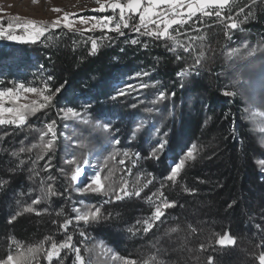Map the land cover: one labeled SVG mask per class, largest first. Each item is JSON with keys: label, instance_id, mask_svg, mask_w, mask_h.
<instances>
[{"label": "trees", "instance_id": "16d2710c", "mask_svg": "<svg viewBox=\"0 0 264 264\" xmlns=\"http://www.w3.org/2000/svg\"><path fill=\"white\" fill-rule=\"evenodd\" d=\"M240 9H244L243 12H239ZM236 13H239L237 20L243 23L232 30L231 41L226 39L223 26L215 17L204 18L205 24L199 23L202 24L201 32L191 31L189 35H205L206 39L193 41L191 54L180 47L170 52L165 46H170L168 41L139 36L130 29H123L124 36L107 32L115 38L114 42L98 41L100 47L95 55L89 54L88 38L105 35L101 31L80 35L66 28L49 27L43 39L30 44L39 55L40 64L53 76L52 91L63 87L53 98V106L47 114L35 116L20 127L0 125V252H5L4 258L10 253L9 233L26 241L33 236L40 237L52 227L51 223L42 222H48L44 217L28 212L16 215L11 223L9 220L22 210L19 204L24 197L19 188L24 180L40 182L52 173L53 179L46 183L53 184L58 194L62 192L65 182L57 170L61 162L59 147L55 146L50 154H43L37 128L44 119L49 122L48 118H55V107L68 106L87 108L103 121L128 118L133 122L142 114L151 116L156 122L162 121V131L168 132V136L171 134L165 154L159 157L166 173L169 169L167 149L177 152L178 147L174 146L179 140L196 145L197 156L186 162L175 184L165 181L164 196L170 201L175 199L176 207L168 209L149 233L143 236L141 232L129 231L126 238H118L103 224L96 227L97 233L100 230V235L121 254L134 257L136 252H153L156 248L173 264H206L209 255L213 257V264H259V255L264 253V171L255 162L254 142L247 141L241 147L232 127L234 118L252 135L243 99V93L251 94L248 87L251 80L244 75L243 69L254 66L256 76L260 73L264 76V0H241L234 7L233 15ZM137 21L135 18L130 24ZM56 34L60 37L55 43L51 38ZM46 36L49 38L44 40ZM137 36L139 44L128 42ZM179 40L186 44L187 35H180ZM144 43L149 45L147 49L143 48ZM237 44L242 49L245 45L249 47L246 57L252 56L244 61L229 57L227 53ZM201 51L199 75L178 76V72L190 68ZM8 54L5 53V57L0 54V69L6 66L2 61ZM177 55L182 58L177 60ZM142 72L149 75H135ZM259 83L258 88L264 94V78ZM127 84H147L148 87L118 96V90H123ZM160 91L166 93L163 100H157ZM225 91L236 94L226 96L222 94ZM173 92L175 96L171 95ZM21 148L25 151L20 152ZM41 155L43 159L38 158ZM50 157L52 167L46 173L41 167ZM131 201L122 202L130 205L115 204L130 221L137 208L136 202ZM232 201L235 204L229 208ZM226 232L235 238L234 245L216 243L218 235L214 234ZM201 244L205 245V250H200Z\"/></svg>", "mask_w": 264, "mask_h": 264}, {"label": "rangeland", "instance_id": "374dc122", "mask_svg": "<svg viewBox=\"0 0 264 264\" xmlns=\"http://www.w3.org/2000/svg\"><path fill=\"white\" fill-rule=\"evenodd\" d=\"M235 5L236 3H234L233 9H230V13L237 19L236 15L239 13L233 15ZM98 7L99 5L96 3V0H35V2L34 0H0V21L3 22L4 26H7L11 17L19 16L25 20L46 22L47 25H51L56 19L62 18L65 12L75 14L74 16L70 15V19H78L81 16L102 17L105 15H113L111 10L106 12L92 11ZM56 8L61 9V11L57 13L54 11ZM228 14L229 10H225L224 15L227 16ZM198 17L199 14H197V17H194L193 20H198ZM199 23L203 24L204 22H198L195 28H191L190 25L192 21H189L188 24L184 25V29L182 30L191 29L188 30V35L191 31L199 33L202 30L200 27L202 24ZM75 27L83 28L87 26L76 24ZM196 29H199V31ZM96 32H100V30L91 33ZM44 36L40 37L37 41L43 39ZM59 37L60 34H56L51 38V41L56 43ZM47 38H49V36H46L44 40ZM30 44L31 43L8 41L6 39L0 40V54L5 57V53H9L8 57L4 58L2 61V64L6 66L0 69V81H3V83L0 84V88L12 87L19 83H24L26 87L32 86L42 88L44 86V82L51 72L40 64L39 55L34 52ZM233 49H237L238 51L232 56L243 61L252 56L249 54L246 57L247 52L250 51L249 47L244 46L242 49V47L237 44ZM256 71V67L254 66L250 68L245 67L243 69L244 75L251 80L248 82V87L251 88L249 93L251 94L243 93L245 96L243 99L245 103V118L250 124L252 135L248 131H245L243 125L235 119L234 137L241 144V147L245 145L247 141L251 143L254 142L253 145L256 148L253 151L256 153L254 157L255 162L258 167L264 171V164L260 163V161L264 160V94H262L263 92L258 88V84H261L259 82H261L264 76H261V73L258 74L259 76H256ZM262 73H264V71ZM48 83L49 87L52 89L51 81ZM140 89L141 88L137 91H132V93H137ZM27 96L28 100H22L21 103L31 102L32 100L42 102V97L36 94L29 93ZM260 100L262 101L261 104L258 103ZM52 106L53 100L47 107L39 110L35 115L29 116L27 120L40 114H47L51 111ZM69 108L71 107H55V118L52 120L48 118L49 122L47 119H44L42 122L38 123L40 127L37 128V133L39 134L37 137L43 154H50V151H54L55 146L59 147L61 162L57 170L60 173V177H62L65 182L62 192L50 198L43 197L42 189L47 190L48 187H51L54 190L53 184L48 185V183H46L49 177L52 176V173L47 175L45 180H40V182L24 180L19 188L22 192V197H24L22 203L19 204L21 205V209L32 206L36 211L29 214L41 218L44 217L48 222H42L44 224L51 223L52 227L48 231L41 233L40 237L33 236L26 241L19 240L13 237L12 233H9V240L7 242L8 251L11 254H15L17 250V245L12 243L13 240L19 242L21 250L25 253H27L29 247H35L42 243L43 249L35 253V258L32 259L31 264H49L45 252L50 248L51 243L56 242L59 244L67 235H72V243L80 247V254L84 257V264H123V261L128 259L136 261V264H145V261H147V264H173L171 259L163 256L160 250H156V248H154L155 251L153 252H151V250L149 252L145 251L144 253L136 252L137 256L134 257L125 256L121 254L110 241L100 235V230H98V233L96 230V227L98 228L100 224H103L102 226L104 228H109L111 233L118 236V238L121 236L126 238L129 231H132L134 234L141 232L143 236L151 231L145 232L143 223L138 224L137 221L147 219L154 210L157 197H153L151 201H149L147 197L151 196L154 192H158V190L163 191V189H165H161V182L165 183L166 181V168L164 162L160 161V158L159 160H154L145 157L160 139L167 140L168 145V139L171 134L168 136V132L165 135L162 131V127L164 126L162 121L156 122L151 116L145 114L139 115L133 122L129 121L128 118L124 120L108 119L103 121L94 117L87 108H71L81 113L82 118L73 117L70 114L65 116ZM40 119L42 118L40 117ZM85 120H87V123L84 122ZM52 121L56 122V139L52 150L44 153L41 144L51 139V134L45 135L43 141H41L40 137L47 131L46 125ZM105 125H108V127L105 128ZM117 137L120 139L119 145L114 144V140ZM192 145L195 144H186L183 140H179L174 146L178 147L177 152H169L167 149V167L169 168L178 158H182V155L186 153L187 150H190ZM125 152L128 153L127 156L124 155ZM137 152L140 153L139 159L135 156ZM162 153L165 154V150ZM194 155L195 157L197 156L196 145ZM49 160L52 161V158L50 157ZM190 160L193 159H187L185 164ZM85 161H87V164L84 163ZM121 161H124V163H121ZM48 162L41 167L46 173L50 171L48 169L52 167L51 163L47 168L45 167ZM77 166L81 167L82 172L78 176L77 181H72L71 176ZM95 173L101 175L102 181L105 182L106 189L111 185L115 191L107 195L103 193L78 191L87 183L88 178ZM32 176H37V174L32 173ZM149 180H152L151 184L148 183ZM125 184L131 192L142 189L141 195L139 197L133 195L131 197H125L123 200L116 201V192ZM57 196L59 198L55 201L54 198ZM37 198H40L41 202L33 205L32 201ZM125 201L136 202L134 205L137 208H135V215L131 221L128 220L127 217H124V214L115 206L116 203ZM124 204L127 203H122L121 205ZM101 205H103V207H101V219L99 222H89L85 224L83 221L77 223L74 219L77 215V213L73 211L74 208H79L81 212H84L94 209V206L100 207ZM44 209H47V211L45 212ZM37 212H39V214H37ZM105 216L108 218L104 219L103 217ZM66 219H72L73 223L69 225L67 231H64L60 228V225L63 224ZM53 221H55V223H53ZM81 231L85 232V237L79 235ZM124 231L126 232L124 233ZM4 254V251L0 252V259L7 258H4ZM74 257L75 253L68 249H62L59 258L54 256L51 264H61V262L62 264H72Z\"/></svg>", "mask_w": 264, "mask_h": 264}, {"label": "snow or ice", "instance_id": "6c2138e0", "mask_svg": "<svg viewBox=\"0 0 264 264\" xmlns=\"http://www.w3.org/2000/svg\"><path fill=\"white\" fill-rule=\"evenodd\" d=\"M35 2V0H34ZM96 3L99 5L97 9H93L92 11L98 12H106L111 10L113 15H105L102 17L89 16L84 17L81 16L78 19H70V15L65 12L62 18L56 19L51 25H47L46 22H37L35 20H25L19 16H13L10 18L7 26H4L3 22L0 21V40L6 39L8 41L20 42V43H36L37 40L44 36L46 32H48L49 27L55 28H66L69 31L78 32L80 35H84L85 32H94L96 30H100L105 33V35L101 37H89L91 48L90 55H95L100 47V44L104 41L114 42L113 37L107 35V32H115L119 36H124L125 33L123 29H130L131 32L138 33L139 36L150 37L153 40H166L170 43V46L166 44L170 52H176L178 47L183 48L185 52H189L191 54L190 49H192V42L195 40L204 41L206 39L205 35L199 36H191L188 35V30L185 29L182 33L181 30L184 29V25L188 24L189 21H192L190 25L191 28H195L198 22H202L205 17L215 16L216 22L223 26L224 35L228 41L232 40V30H236L240 28V25L243 21H238L235 19L231 13L230 9L232 5L235 3V0H96ZM225 10H229V14L227 16L224 15ZM57 13L61 11V9H54ZM243 12V9H240ZM199 14L198 20H193L194 17H197ZM138 17V21L136 23H131L130 21L134 20ZM247 19V17H245ZM115 22V23H114ZM84 25L87 27L76 28L75 25ZM175 26V27H174ZM199 31V29H196ZM180 35H187V43L181 44L179 40ZM139 36L128 41L132 45H137L140 43ZM111 46V43L109 44ZM143 48L147 49L148 44L144 43ZM246 46V45H245ZM123 51V49H121ZM238 50L232 49L227 53L230 57L235 54ZM203 56V52L201 51L199 56L194 58V61L190 68H186L181 72H178V76H187L195 73L199 75V66L201 64V57ZM182 57L180 55L176 56L177 60H180ZM136 76H147L148 72L136 73ZM53 80V76L49 75L47 80L44 82V86L42 88L32 87L26 85L24 83L15 84L12 87H2L0 88V125H13L16 127L23 126L29 116L35 115L39 110L47 107L50 102L53 100L55 95H57L63 85L55 88V91L49 87L50 81ZM3 81H0L2 84ZM148 87L147 84H138L132 85L127 84L124 86L123 90H118L117 95H127L130 91H137L139 88ZM183 87V84H181ZM33 93L40 97H42V102H38L36 100H32L31 102L21 103V101H27V94ZM47 93V94H45ZM226 96H234L235 92L225 91L222 93ZM172 96H175V93H171ZM115 98V97H113ZM166 98V93L164 91H160L157 95V100H163ZM8 105V106H6ZM151 111V109L149 110ZM71 115L73 117L82 118L81 113L69 108L67 109L65 116ZM227 118V116L225 117ZM87 123V120L84 121ZM55 121L48 123L46 125L47 131L43 133L40 137L41 141H43V137L45 135L51 134V139L47 142H43L41 144V148L44 153L52 150L55 139H56V131H55ZM235 119L233 118V128L232 133L235 135ZM108 125H105L107 128ZM158 132V130H157ZM166 135V133H165ZM114 144L119 145L120 139L117 137L114 140ZM167 145V140L160 139L156 145L152 147L150 152L145 158L159 160L160 154L165 150ZM195 145L191 146L190 150H187L186 153L182 155V158H178L173 162L171 166H169L168 172L165 174V180L168 182H175L178 180L181 170L185 165V161L187 159H195L194 155ZM25 149L21 148L20 152H24ZM31 151V149H28ZM125 156L128 155L127 152L124 153ZM136 158H140V153L137 152L135 154ZM39 159H43L41 155L38 157ZM23 163V162H21ZM35 163V162H34ZM51 161L49 160L48 164L45 165L47 168L50 165ZM87 164V161L84 162ZM124 163V161H121ZM261 164H264V160L260 161ZM31 171V169H30ZM82 172L81 167L77 166L75 171L71 176L72 181H77L78 176ZM49 179H53L49 177ZM149 184L152 183V180L148 181ZM146 186V185H145ZM165 183L161 182V189L165 187ZM78 191L81 192H94V193H103L105 195L114 192L115 189L109 185L106 189L105 182L102 181L101 175L99 173L93 174L90 178H88L87 183ZM141 190H136L135 192H131L128 190L127 185L122 186L118 192L115 194V200L120 201L125 197H131L133 195L139 197L141 195ZM184 191H188V189H184ZM43 197L50 198L51 196L58 195L51 187H48L47 190H43ZM153 197H157V202L155 203L154 210L151 215L143 220L137 221V223H143L144 231L147 232L151 230L154 226L155 222L161 221V217L165 216L166 210L170 208H174L177 205V201L175 199L169 200L164 196L162 190H158V192L152 193L151 196H148L147 199L149 201L152 200ZM41 202L40 198H37L32 201V204H39ZM235 204V201H232L228 205L231 208ZM101 205L100 207H95L94 209H90L84 212H81L79 208H74L73 211L77 213L75 216V220L77 223L83 221L85 224L89 222H99L101 219ZM36 211L32 206L24 207L20 212H17L13 215L9 223L12 222L16 218V215H21L24 212H34ZM46 212L47 209H44ZM39 214V212H37ZM107 219L108 217H103ZM55 223V221H53ZM73 223L72 219H66L63 224L60 225V228L64 231L68 230L69 225ZM257 228L260 227L259 224L256 225ZM176 231V229H173ZM194 231V230H193ZM81 237H85V232L81 231L79 233ZM218 235V239L216 243L220 246H230L236 243L235 238L231 235L230 232H226L223 235ZM73 237L72 235H67L62 242L57 244L56 242H52L51 246L48 250H46L45 255L46 259L51 264L53 257L60 256V251L62 249H68L71 252L75 253L74 260L72 264H84V257L80 254V247L74 245L72 243ZM12 243L17 245V250L15 254H8L6 259H0V264H31L32 259L35 258V253L41 251L43 249V244H39L35 247H29L27 249V253L21 250V246L19 242L13 240ZM200 250H205V245H200ZM62 264V262H61ZM123 264H136L134 260H124ZM147 264V261H145ZM206 264H213V257L209 255L206 259ZM259 264H264V253L259 255Z\"/></svg>", "mask_w": 264, "mask_h": 264}, {"label": "built area", "instance_id": "2783aa9c", "mask_svg": "<svg viewBox=\"0 0 264 264\" xmlns=\"http://www.w3.org/2000/svg\"><path fill=\"white\" fill-rule=\"evenodd\" d=\"M239 1H241V0H235V3L239 2ZM233 5H234V4H233ZM233 5H232L231 9H233Z\"/></svg>", "mask_w": 264, "mask_h": 264}, {"label": "water", "instance_id": "95a60500", "mask_svg": "<svg viewBox=\"0 0 264 264\" xmlns=\"http://www.w3.org/2000/svg\"><path fill=\"white\" fill-rule=\"evenodd\" d=\"M230 2H231V0H230ZM175 27V26H174Z\"/></svg>", "mask_w": 264, "mask_h": 264}]
</instances>
